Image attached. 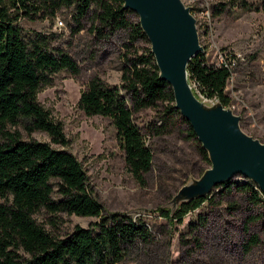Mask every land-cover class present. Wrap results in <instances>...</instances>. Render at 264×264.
<instances>
[{
  "label": "trees",
  "instance_id": "trees-1",
  "mask_svg": "<svg viewBox=\"0 0 264 264\" xmlns=\"http://www.w3.org/2000/svg\"><path fill=\"white\" fill-rule=\"evenodd\" d=\"M232 1L247 6L245 0ZM71 5L76 30L79 19L90 12L91 29L99 37L116 30L127 33L119 84H107L92 76L79 93L76 107L85 117L110 121L128 174L142 184L151 168V151L132 121V114L144 109H159L157 121L147 128L148 134L161 136L182 127L202 163L209 165L189 125L173 108L170 87L157 78L148 41L137 18L130 20V11L121 8L122 0H0V264H119L135 245H144L149 239L143 223L104 213L81 164L65 150L68 140L61 124L36 100L53 73L64 70L76 74L78 67L65 51L50 45V33L24 32L17 21L31 19L41 10L52 12ZM261 9L264 11V0ZM137 40L146 46L137 50L133 47ZM204 52L187 62L188 81L197 93L214 97L227 107L224 90L230 69L222 63H207ZM33 132L45 134L48 142L29 138ZM230 181L214 189H234L250 203L262 204L257 218L264 230L263 195L247 180L240 184ZM208 197L180 203L173 210L157 207L155 211L168 222L181 223ZM39 212L46 216L43 225L35 219ZM60 214L97 221L86 229L74 226L58 236L54 232ZM250 241L256 244L254 237Z\"/></svg>",
  "mask_w": 264,
  "mask_h": 264
},
{
  "label": "rangeland",
  "instance_id": "rangeland-1",
  "mask_svg": "<svg viewBox=\"0 0 264 264\" xmlns=\"http://www.w3.org/2000/svg\"><path fill=\"white\" fill-rule=\"evenodd\" d=\"M181 1L190 7L195 19L206 62L215 64L224 53L232 60L224 94L229 100L227 108L239 117L240 131L264 143L262 0H245L246 7L232 0ZM219 4L223 9L218 10ZM73 13L72 5L59 6L52 12L41 10L31 19L20 18L17 23L24 32L50 33V45L65 51L78 67L76 74L64 70L53 73L36 100L61 124L68 140L65 150L81 164L95 200L104 213L127 216L148 229L147 243L135 245L119 264H264V230L257 218L262 204L250 203L234 189H213L209 200L188 212L181 223L168 222L155 211L157 207L170 209L174 193L208 167L184 137L182 127L178 132L151 135L147 128L157 121L159 109L132 114L152 155L151 168L139 184L125 169L110 121L99 116L85 117L77 109L79 93L92 76L107 84H119L127 33L116 30L99 37L91 29L90 12L79 19L76 30ZM128 17L137 18L133 12ZM58 19L62 21L60 26L56 24ZM144 46L142 40L133 44L137 50ZM126 105L129 106L127 98ZM29 138L48 142L40 132L31 133ZM230 182L240 184L244 179L236 177ZM58 216L54 232L58 236L69 233L74 226L86 229L97 221L92 217ZM45 218L42 212L35 216L41 225ZM44 229L49 230V226L44 225ZM253 237L256 244L250 243Z\"/></svg>",
  "mask_w": 264,
  "mask_h": 264
},
{
  "label": "water",
  "instance_id": "water-1",
  "mask_svg": "<svg viewBox=\"0 0 264 264\" xmlns=\"http://www.w3.org/2000/svg\"><path fill=\"white\" fill-rule=\"evenodd\" d=\"M121 8L136 15L157 78L170 87L173 108L189 125L209 164L197 179L174 193L170 210L208 197L214 188L236 177L254 184L264 197V143L243 134L239 117L217 99L210 103L199 100L188 81L187 62L204 51L190 7L181 0H122Z\"/></svg>",
  "mask_w": 264,
  "mask_h": 264
},
{
  "label": "built area",
  "instance_id": "built-area-1",
  "mask_svg": "<svg viewBox=\"0 0 264 264\" xmlns=\"http://www.w3.org/2000/svg\"><path fill=\"white\" fill-rule=\"evenodd\" d=\"M56 24H57L58 26H60V25H62V21L58 19V20L56 21ZM225 54H226V53H224L223 56L219 57V58H218L219 60H218L217 63H215V64L222 63L224 66H227V67L230 69V65L232 64V60L229 58V56H227V55H225ZM229 55H230V54H229ZM189 83H190V85H191V88H192V90H193L195 96H196L199 100H201V101H203V102H206V103H210V102H212V101L215 99L214 97H212V98H207V97H205V96H203V95L197 93L196 90H195L194 84L191 83V82H189Z\"/></svg>",
  "mask_w": 264,
  "mask_h": 264
}]
</instances>
